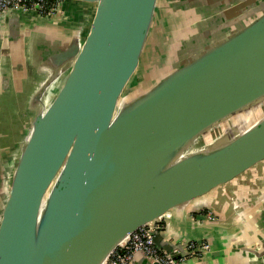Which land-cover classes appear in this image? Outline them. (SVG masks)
Listing matches in <instances>:
<instances>
[{
    "label": "water",
    "instance_id": "water-1",
    "mask_svg": "<svg viewBox=\"0 0 264 264\" xmlns=\"http://www.w3.org/2000/svg\"><path fill=\"white\" fill-rule=\"evenodd\" d=\"M79 1L94 15L82 41L53 54L58 76L69 70L16 159L0 264H103L140 226L264 159V113L245 127L264 106V0H166L183 17L164 74L118 109L157 0ZM229 119L218 144L196 145ZM161 229L160 249L188 254Z\"/></svg>",
    "mask_w": 264,
    "mask_h": 264
},
{
    "label": "crops",
    "instance_id": "crops-1",
    "mask_svg": "<svg viewBox=\"0 0 264 264\" xmlns=\"http://www.w3.org/2000/svg\"><path fill=\"white\" fill-rule=\"evenodd\" d=\"M257 1L261 0L252 3ZM81 2L84 1L65 0L62 14L51 17L36 12H11L1 23L0 107L4 100L14 108V113L20 108L27 114L20 130L52 100L60 87L62 74L58 76L53 54L67 48L75 36L82 41L88 33L95 3H85L79 14L67 12L68 6ZM177 16L179 20L183 17ZM41 89V101H34ZM21 93L25 102H11V98ZM46 98L51 99L47 102ZM209 213L213 220L208 219ZM162 218V243L183 245L188 241H205L210 246L198 256L183 257L181 264H264V159L232 180L167 210ZM134 258L135 264H152L140 253Z\"/></svg>",
    "mask_w": 264,
    "mask_h": 264
},
{
    "label": "rangeland",
    "instance_id": "rangeland-1",
    "mask_svg": "<svg viewBox=\"0 0 264 264\" xmlns=\"http://www.w3.org/2000/svg\"><path fill=\"white\" fill-rule=\"evenodd\" d=\"M163 2L164 0H157L154 22L141 54L139 65L123 89L118 100L117 109L122 102L127 100L129 96L133 94L132 92L140 91L149 87L157 78H161L164 74V69H161V67L169 56L170 44L173 40V35L177 30L179 18L177 15H172V12L167 10L169 9V6L165 5ZM81 3L82 4H76L77 6H68V14H79L82 7H85V3L87 2ZM68 70L69 68L64 71L61 80L66 76ZM50 99L46 98L45 101L49 102ZM2 101L3 104L0 107V176L2 177V183L0 186V216L8 196L9 184L16 159L30 129V123L28 121V123H25V128L20 130V128L24 126L21 122L23 118L27 117V114H23V110L20 108H17L18 113H14V108L5 104L4 100ZM13 101L15 104H17V102L22 104L26 101V97L21 93L19 96L11 98V102ZM263 113L264 106L259 108V110L247 120V125L245 127L257 120ZM231 120L232 119L225 121L221 126L208 132L207 136L210 144H218L220 142V140H217L218 134ZM207 136L204 138L202 136L199 137L196 145H202L207 140ZM11 140L12 144L9 147L8 145Z\"/></svg>",
    "mask_w": 264,
    "mask_h": 264
},
{
    "label": "built area",
    "instance_id": "built-area-1",
    "mask_svg": "<svg viewBox=\"0 0 264 264\" xmlns=\"http://www.w3.org/2000/svg\"><path fill=\"white\" fill-rule=\"evenodd\" d=\"M65 0H0V21L11 12L29 13L36 12L40 16L51 17L56 13L62 14ZM162 215L132 232L123 242L116 246L107 256L103 264H135L134 255L140 253L150 262L159 264H181L185 256H198L210 249L207 242H184L182 249L188 254L175 258L171 253L160 249L154 242V231L163 227ZM208 219L214 216L209 213ZM174 254L181 251L174 248Z\"/></svg>",
    "mask_w": 264,
    "mask_h": 264
},
{
    "label": "trees",
    "instance_id": "trees-1",
    "mask_svg": "<svg viewBox=\"0 0 264 264\" xmlns=\"http://www.w3.org/2000/svg\"><path fill=\"white\" fill-rule=\"evenodd\" d=\"M165 2H166V0H164L163 3H165ZM171 12H172V14H174L175 11H171ZM31 117H32V116H31ZM29 123H30V121H29ZM22 129H23V128H22ZM22 129H21V130H22ZM15 139H16V138H15ZM15 139H14V140H15ZM11 142H12V141H11ZM13 142H14V141H13ZM14 166H15V165H14Z\"/></svg>",
    "mask_w": 264,
    "mask_h": 264
},
{
    "label": "bare ground",
    "instance_id": "bare-ground-1",
    "mask_svg": "<svg viewBox=\"0 0 264 264\" xmlns=\"http://www.w3.org/2000/svg\"><path fill=\"white\" fill-rule=\"evenodd\" d=\"M208 139V138H207ZM213 139V138H212Z\"/></svg>",
    "mask_w": 264,
    "mask_h": 264
}]
</instances>
